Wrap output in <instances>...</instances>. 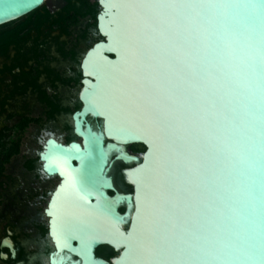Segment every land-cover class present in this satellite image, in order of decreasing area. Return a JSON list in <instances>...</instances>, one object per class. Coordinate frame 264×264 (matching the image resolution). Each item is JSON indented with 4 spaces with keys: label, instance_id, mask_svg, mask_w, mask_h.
<instances>
[{
    "label": "water",
    "instance_id": "water-1",
    "mask_svg": "<svg viewBox=\"0 0 264 264\" xmlns=\"http://www.w3.org/2000/svg\"><path fill=\"white\" fill-rule=\"evenodd\" d=\"M48 1L0 0V27ZM98 7L101 40L80 63L81 144L50 140L42 154L62 180L48 211L57 246L81 264H264V0ZM115 155L137 164L133 195L113 187ZM100 246L119 254L96 259Z\"/></svg>",
    "mask_w": 264,
    "mask_h": 264
},
{
    "label": "flooded vegetation",
    "instance_id": "flooded-vegetation-1",
    "mask_svg": "<svg viewBox=\"0 0 264 264\" xmlns=\"http://www.w3.org/2000/svg\"><path fill=\"white\" fill-rule=\"evenodd\" d=\"M44 7L55 17L64 3L58 0L56 6ZM43 15L40 11L0 27V163L18 147L0 172V264H81L56 244L48 211L62 180L45 171L42 154L50 140L63 146L81 144L74 121L82 108L81 45L101 39L87 18L65 34L52 19L35 23ZM87 122L93 128L101 126L99 120ZM127 152L140 163L144 148L129 146ZM117 157H112L109 173L113 187L119 194L133 195L125 172L137 164L126 165ZM127 211L125 204L118 209L121 215ZM118 254L109 246L94 252L96 259L108 263Z\"/></svg>",
    "mask_w": 264,
    "mask_h": 264
},
{
    "label": "trees",
    "instance_id": "trees-1",
    "mask_svg": "<svg viewBox=\"0 0 264 264\" xmlns=\"http://www.w3.org/2000/svg\"><path fill=\"white\" fill-rule=\"evenodd\" d=\"M64 3V7L61 9L60 13L55 17H50L47 13L46 8L43 6L37 11L33 12L29 16H32L36 13L44 12L45 15L40 16L36 19L35 23L38 25H43L45 23L51 22L53 26L59 28L63 33L67 34V28L70 26H76L80 23L81 20L88 19L90 28H96V16L99 14V7L96 1L93 3L90 0H62ZM12 25L11 23L2 27H7ZM23 26L25 24H22ZM143 151V150H142ZM18 152V147L14 149L12 153L8 155V157L0 163V172L3 171V165L8 163L10 157L15 155Z\"/></svg>",
    "mask_w": 264,
    "mask_h": 264
},
{
    "label": "rangeland",
    "instance_id": "rangeland-1",
    "mask_svg": "<svg viewBox=\"0 0 264 264\" xmlns=\"http://www.w3.org/2000/svg\"><path fill=\"white\" fill-rule=\"evenodd\" d=\"M94 0H90V2H93ZM58 0H49L47 5L48 6H56L57 5ZM95 39V38H94ZM90 40L87 44H82L81 45V54H80V59L84 56V54L86 53V51L92 47V45L95 43V40Z\"/></svg>",
    "mask_w": 264,
    "mask_h": 264
}]
</instances>
